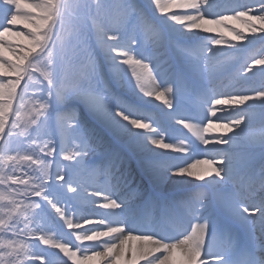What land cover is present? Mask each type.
<instances>
[{
    "label": "snow or ice",
    "instance_id": "1",
    "mask_svg": "<svg viewBox=\"0 0 264 264\" xmlns=\"http://www.w3.org/2000/svg\"><path fill=\"white\" fill-rule=\"evenodd\" d=\"M257 41L264 0H0V264H264V83L217 90Z\"/></svg>",
    "mask_w": 264,
    "mask_h": 264
},
{
    "label": "rangeland",
    "instance_id": "2",
    "mask_svg": "<svg viewBox=\"0 0 264 264\" xmlns=\"http://www.w3.org/2000/svg\"><path fill=\"white\" fill-rule=\"evenodd\" d=\"M144 2L146 3L147 0H144ZM217 2L218 3H222L223 0H217ZM242 2H246V3L252 4V5L256 4V0H242ZM225 14L226 15H230L231 13H227L226 12ZM251 14L254 15L256 13L253 12ZM226 23L229 24V26H231V27L237 28L238 30H243L245 28V26L243 24H241L239 21H227ZM208 26L209 27H217L218 31L226 30L228 32V30L226 28L218 27V26H215V25H208ZM257 26H259V25H257ZM19 29H24V31H27V29L24 28L23 23H20L17 26H15V28L13 30L15 31V30H19ZM219 34L220 33H212L211 35H219ZM223 35H224L225 39L231 40V34L229 32L226 33V34H223ZM249 35H251V34L249 33ZM257 35H259V34H257ZM9 39L13 40L16 43H20V44L25 43L22 40V38L9 37ZM234 43H247V42L246 41L245 42H235L234 41ZM220 47L227 48V45H221ZM261 49H264V43H261V42L257 41L254 45H251L242 54L243 59H240V55L241 54H238L236 57H234V62H235V60L238 59L239 60V64H243L244 60H247L250 56L258 55ZM229 51H231V50H229ZM5 55L6 56H10L11 54L6 52ZM239 64L237 65V67H239ZM259 67L260 66H255L256 69H258ZM249 75H251V74H249ZM262 83H264V76H262L257 71L256 75L252 77V79H251V81L249 83H244V82L237 83L236 81L232 80L231 78H228V79H226L224 81V85L223 86H218L217 90L218 91H223V92H240V91L244 90L245 88H259L262 85ZM160 107L163 109L164 106L160 105ZM217 107L219 109L221 106H217ZM206 108H207V106H205L203 109L200 107V98L199 97H192V98L188 99L187 102H186V108H185L184 114L185 115H196V116L200 117L201 119H203L205 117V114H206ZM223 108L225 109L224 111L218 110V112L223 113L225 115L224 116L225 118H227L230 115H232V116L235 115V113L232 112L228 108V106H223ZM164 111L166 112L168 110L164 109ZM222 122H227V119H224V120L218 122V124L222 123ZM204 123L205 124L207 123V119H204ZM253 126H254L255 129H257V130L259 129L260 120H259L258 117H257V119H255L253 121ZM178 127H182V126H178ZM177 135H180V133H177ZM189 137H191L192 141H194L198 145V140L195 137H192L191 133H190ZM204 148H205V146H204ZM190 153H192V152L190 151L188 154H190ZM211 155H212L211 152L209 154H206V153L202 152L201 156L198 157V158H200V159L211 158ZM195 160H196L195 157L194 158H187V163L188 164H192V163H194ZM256 167H257V169L259 168V161H257ZM21 170H23V169H21ZM253 195L257 196V199H256L255 202L259 203L258 189H257L256 193H253ZM249 203H252V201L250 200ZM80 208H81L82 214H85V213L89 212L91 214V218L92 219L99 218V216L101 215V214L99 215V210H101V209L96 208L95 205H92V204L88 205L87 204V205H84V206H80ZM53 215H54V213H53ZM63 232L65 233V239L74 241V239H75L74 236H71L70 234H68V230L66 228L63 229ZM77 243H80V242H77ZM37 250L38 251H44V254L46 256H49L53 252H58V250L50 249V248H48V246L43 245V244H39V247H38ZM98 250H102V249H98ZM59 256L63 260H67V257H63L62 253H60ZM35 264H41V262L39 260H37V261H35ZM68 264H71V261H69Z\"/></svg>",
    "mask_w": 264,
    "mask_h": 264
},
{
    "label": "bare ground",
    "instance_id": "3",
    "mask_svg": "<svg viewBox=\"0 0 264 264\" xmlns=\"http://www.w3.org/2000/svg\"><path fill=\"white\" fill-rule=\"evenodd\" d=\"M216 33H223V34H226V33H228V32H227L226 30H220V31H217ZM155 104L162 105L161 102H155ZM217 116H222V117H224L225 115H224L223 113L217 111ZM209 118L212 119V120L214 121V123L216 124V126H218V122H215V118H214V117H209ZM207 122H208V121H207ZM183 133H186L188 136H190V133H188L186 129L183 130ZM217 134H218V133H217ZM229 135H231V133H230ZM198 145H199V150L196 151V152H192V153H190V154H187V158H194V157H195L196 160H203L204 158H203V159L198 158V157L201 156V153H202V152H204V153H206V154H209V153H210V152L203 151L204 145L201 144L199 140H198ZM208 148L211 149V144L208 145ZM181 155H183V154H181ZM196 160H195V161H196ZM195 161H194V163H195ZM192 164H193V163H192ZM201 167H204V166H203V165L198 166V168H201ZM194 170H196V169H194ZM79 204H80V206H84V205H87V204L89 205L90 203H86L85 201H80ZM103 212H104L103 209L99 210V215H100V214L102 215ZM83 215H86V216H88V217L91 218V214H90L89 212H88V213H85V214H83ZM101 215H100V216H101ZM256 215H257V217H258V216H259V213H257ZM100 216H99V217H100ZM90 227H95V225H84V228H90ZM82 230H83V229H81V231H82ZM100 230H103L102 227H101ZM257 235H259V233H257ZM104 239H107V238H104ZM92 243H95V242L84 241V242H83V245H89V244H92ZM133 243H136V242H133ZM88 254H91V253H88ZM126 258H127V256H126ZM88 264H100V262H99V258H97V260L89 261ZM118 264H124V262H123V261H119ZM139 264H144V262H143V261H140Z\"/></svg>",
    "mask_w": 264,
    "mask_h": 264
}]
</instances>
